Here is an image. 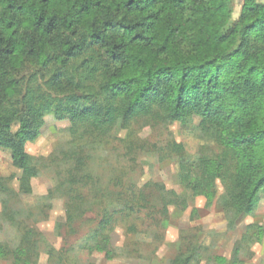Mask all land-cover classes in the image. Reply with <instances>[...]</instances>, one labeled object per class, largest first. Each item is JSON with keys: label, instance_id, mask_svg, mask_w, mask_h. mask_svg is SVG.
I'll use <instances>...</instances> for the list:
<instances>
[{"label": "trees", "instance_id": "1", "mask_svg": "<svg viewBox=\"0 0 264 264\" xmlns=\"http://www.w3.org/2000/svg\"><path fill=\"white\" fill-rule=\"evenodd\" d=\"M230 3L0 0V149L21 172L20 192L30 194L37 176L26 145L47 115L67 121L81 141L103 139L119 122L197 118L219 151L182 162L180 184L207 204L219 185V205L231 221L254 215L264 198V3L243 0L232 24ZM10 179L0 178V192ZM136 200L126 209L143 208ZM113 216L102 214L84 249L112 258ZM35 243L28 231L13 250L0 244V258L31 264ZM214 264L242 263L235 249Z\"/></svg>", "mask_w": 264, "mask_h": 264}, {"label": "rangeland", "instance_id": "2", "mask_svg": "<svg viewBox=\"0 0 264 264\" xmlns=\"http://www.w3.org/2000/svg\"><path fill=\"white\" fill-rule=\"evenodd\" d=\"M242 1L231 0V24ZM69 128L67 121L47 115L38 137L26 145L37 171L27 195L20 192L21 172L12 166L10 152L0 149V178L11 177L0 192L2 246L13 250L31 231L37 239L31 264H173L178 257H188L187 264H214L215 257L229 259L235 249L242 264H264L263 197L254 215L231 221L219 205V185L207 204L179 182L182 162L219 151L197 118L184 124L148 118L126 127L119 122L98 140H76ZM17 129L15 122L11 132ZM70 153L84 166L77 168L72 156L66 159ZM88 175L92 180L86 181ZM132 196L143 208L126 209ZM104 212L114 215L110 259L83 248ZM0 264L12 261L0 258Z\"/></svg>", "mask_w": 264, "mask_h": 264}]
</instances>
